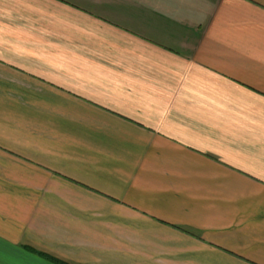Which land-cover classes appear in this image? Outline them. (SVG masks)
<instances>
[{
    "label": "crops",
    "instance_id": "0c3cea01",
    "mask_svg": "<svg viewBox=\"0 0 264 264\" xmlns=\"http://www.w3.org/2000/svg\"><path fill=\"white\" fill-rule=\"evenodd\" d=\"M0 264H264V0H0Z\"/></svg>",
    "mask_w": 264,
    "mask_h": 264
}]
</instances>
